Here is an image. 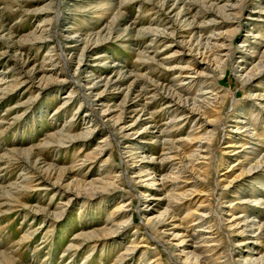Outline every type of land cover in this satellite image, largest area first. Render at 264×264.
<instances>
[{
  "label": "rangeland",
  "instance_id": "rangeland-1",
  "mask_svg": "<svg viewBox=\"0 0 264 264\" xmlns=\"http://www.w3.org/2000/svg\"><path fill=\"white\" fill-rule=\"evenodd\" d=\"M163 1L0 0V264H184L194 254L264 253L236 247L264 224V165L251 169L264 160V69L244 81L264 59V0H165L159 10ZM170 22L179 35L157 42L152 31ZM196 30L220 37L221 70L191 58ZM188 63L204 74L180 85ZM202 81L223 97L213 112L217 93L198 91ZM154 85L188 86V102L206 113L170 123V101L153 97ZM115 124L137 133L123 136ZM192 138L207 148L198 152ZM167 149L180 158L162 160ZM192 153L199 159L186 169ZM179 170L200 178L185 188L190 203H170ZM195 208L217 210L221 230L212 217L192 225ZM244 221L253 226L247 236L228 230ZM200 235L213 241L209 251ZM220 257L213 264H230Z\"/></svg>",
  "mask_w": 264,
  "mask_h": 264
},
{
  "label": "bare ground",
  "instance_id": "bare-ground-1",
  "mask_svg": "<svg viewBox=\"0 0 264 264\" xmlns=\"http://www.w3.org/2000/svg\"><path fill=\"white\" fill-rule=\"evenodd\" d=\"M159 6H160L159 10L164 8L165 0ZM241 8H242V4L238 8V10L234 13V17L232 16V19H236L235 15H237L238 17L241 16V14H242ZM217 11L220 12L221 14H223L226 17L227 20H225L224 22L227 23L228 19H230L229 14H226V12H224V10L222 8H217ZM202 15H203L202 20H204L205 19L204 18V13ZM195 18L196 17H194L193 19H195ZM213 22H216V21H213ZM171 23L172 22H170V23H168L166 25L164 24V26L161 29H158V30L156 29V31H152V33H153L152 35H154L153 37L157 39V42L162 41L160 38L174 37L175 35H179V34H175V28L172 26L173 24H171ZM188 26L190 27V23L188 24ZM200 33H201V30L192 31L190 33L191 34L190 41L192 43H190V45L188 46L189 47V51L188 50L187 51L190 53L191 58L193 60H195L196 58L200 57L201 60H205L208 63L213 62L214 65H216V66H217V64L219 65L220 62H219L218 57H217L216 54H217V45L219 44L220 37L213 35V36H211L209 38L202 39V35H199ZM231 35H232V33H231ZM60 55H61V57H63L62 50H60ZM214 55H215V57L212 58ZM63 61H65V60L63 59ZM195 65L197 66V64H195ZM196 66L191 65V64L188 63V65L185 68L181 69L182 71H184V73L183 72H179L178 74H179L180 77L182 76L184 79H182L180 81V85L187 84V81L188 82L190 81V84H191L194 81H196L195 80L196 76H198L199 74H204V72H201V73L197 72V70H196L197 67ZM224 66H225V63L222 62L216 68H219L221 70L222 67H224ZM206 68H208V72L210 70H212L210 68V66L206 67ZM263 69H264V59H261L260 63H258L257 66L255 67V71H253V74L249 75V77H246V79L244 78V81H249L256 74L261 73ZM182 74H184V75H182ZM205 82L206 81H202L201 82V88L198 91H204L206 89V90H210L211 92L217 93L215 98H217L218 102H216L215 99H214L216 104H213V106L210 109V110H212L211 112H213V110H215V108H219V106H222L223 97H222V95L221 96H217V95H219L218 92H216L218 88H215L214 85L208 84V85H206L205 88L202 89V85H204ZM154 86L155 87L151 90L152 92H149V93H152L153 97L154 96H165L170 101L166 105V108H168L169 110L172 111L171 112L170 123H174L176 121H181V120L182 121L186 120L187 114L191 113L192 111L200 112L202 110V113H200L201 115L206 113V108H204V107L200 108L197 105V103H198L197 100H192L191 103L188 102V96H189V92H190V89H189L188 86L185 89L176 90V91H172V92L170 90L162 87V86L161 87L156 86V85H154ZM198 98H200V96H198ZM217 104H219V105H217ZM216 106H218V107H216ZM196 107L198 108V111L196 110ZM186 108L188 110L184 111V109H186ZM133 112H135V111H133ZM106 113H107V111L102 112V117L105 116ZM93 115L99 121H102L101 117L97 116L94 113H93ZM119 122L120 121H117V123H119ZM115 126L118 128V130L120 131V133L123 136L130 137V136H132V135L137 133V131H136L134 126H124V125H121V124H115ZM193 139L194 138H192L191 141H197L196 144H194V145H196L195 147L198 149L197 150L198 152L203 150L204 148H207L208 145L205 147L202 144V142L200 141L201 139L202 140H206L205 133L202 135V137L199 138L200 140H196V139L193 140ZM212 141H213V135L210 136V139H209L208 142H212ZM182 144L187 146L188 143L185 142V143H182ZM179 156H180V152L179 151H177V150L172 151V149H167L166 151H163V153L161 154V159L162 160H169V159H174V158L178 159V158H180ZM190 156H192L191 160H193V161H191V162L189 161L190 163L185 164V168L186 169H188L189 167H191V169H194L195 168V163L199 159L198 155H195L193 153ZM182 158H183V156L181 154L180 162H182V160H183ZM262 165H264V160L260 161L258 165L253 166L251 169H255V168L257 169V168L261 167ZM193 179L194 178L191 175H189V174L187 175L185 171H180L179 170L176 174H173V177L171 178L170 182H172L174 185L177 186L176 189H174V191L175 190H179V192L176 193V194H174V193L172 194L171 192H169V193H171V195H168L170 203H181L184 200H186L187 198H189L188 203H190V200H191V197H192L194 191L193 192H189L188 190H185V188L187 186L194 187L195 185H197V186L200 185L199 184V179L200 178L199 179L197 178L196 180H193ZM165 184H167V182ZM216 186H218L217 183H216ZM166 214L167 213H165L163 215L161 220H160V218L158 219L160 221V223L165 222L164 218L166 217ZM168 216H169V218H171L170 215H168ZM187 216L190 217V220L193 223L192 225H194V224L198 225L201 222H203L206 217H212V219L214 221L216 220V224L215 225H216V227L218 229L221 230V228L223 227L222 226V223L224 221L222 219L223 217L220 216V214L217 212V210H213V211L210 210L208 213H205V211L200 210L199 208H195L194 210L191 209L190 211H187ZM246 220H247V218H246ZM252 225L253 226L256 225V223L253 221V219H252ZM252 225H249V221H244V224H242V226L240 228H238L239 227V222H237L235 224H230L228 226V230L230 231L232 227H235L234 230L232 231V233H235V235H237V236L243 237L246 232L249 233V231L252 230V228H253ZM257 228H258L257 232H260L258 235H252V236L245 235L248 238L242 239L240 241H236L237 242L236 247L242 246V247H246V248H252L253 244H256V245H260V247L263 248V250H264V224L263 225L259 224L257 226ZM230 234H231V232H230ZM202 236L203 235H200V237H199L201 239V243L206 245V246L203 247V249H205L206 251H209L208 248H206V247H208L207 244H209V243H211L213 241L209 240V238H206V237H203V239H202ZM154 237L155 236H153L151 238H153V240L156 241V239ZM219 241L220 240L216 241V243L219 244ZM216 249L217 248H211L210 249V250H212L211 254H214V250H216ZM129 250L134 251L135 248L129 249ZM197 250H199V247H194V252H196ZM217 253L218 252H215V254H217ZM238 253H239V255H237L235 257H232L230 252L227 253V252L223 251V252H220L219 254H217L216 257L211 255L209 258H201L200 260H199V256L200 255L194 254V256L191 255L190 258H187L186 259L187 262L184 263V264H189V262H190V264H213V263H215V261H218L221 258L220 256H222V255H223V258H228V261H230V264H264V253L261 254L260 256L259 255L257 256V254H254L253 252L250 253V254L249 253L243 254V252L240 251ZM168 254H169L170 258L172 260H174V258H175L174 255H172L169 252H168ZM149 263H151V264H160V261L157 259V260H154V261H150Z\"/></svg>",
  "mask_w": 264,
  "mask_h": 264
}]
</instances>
